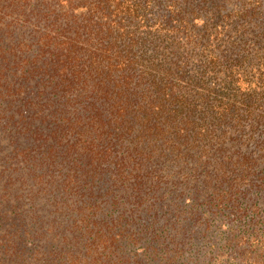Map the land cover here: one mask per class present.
<instances>
[{"label": "trees", "instance_id": "1", "mask_svg": "<svg viewBox=\"0 0 264 264\" xmlns=\"http://www.w3.org/2000/svg\"><path fill=\"white\" fill-rule=\"evenodd\" d=\"M0 264H264V0H0Z\"/></svg>", "mask_w": 264, "mask_h": 264}]
</instances>
